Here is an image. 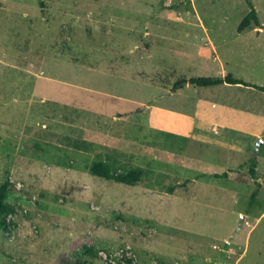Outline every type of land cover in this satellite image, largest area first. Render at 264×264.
I'll return each mask as SVG.
<instances>
[{
    "label": "rangeland",
    "instance_id": "1",
    "mask_svg": "<svg viewBox=\"0 0 264 264\" xmlns=\"http://www.w3.org/2000/svg\"><path fill=\"white\" fill-rule=\"evenodd\" d=\"M225 75L264 87V0H0V264H264V93L172 91Z\"/></svg>",
    "mask_w": 264,
    "mask_h": 264
},
{
    "label": "trees",
    "instance_id": "2",
    "mask_svg": "<svg viewBox=\"0 0 264 264\" xmlns=\"http://www.w3.org/2000/svg\"><path fill=\"white\" fill-rule=\"evenodd\" d=\"M42 6L43 4L40 3ZM248 5L251 7L249 13L240 22L237 32L241 33L245 29L249 28L251 24L258 26V17L255 10L252 8L251 3L248 1ZM191 84L199 88L216 87L220 85H242L244 87L252 88L261 93H264V87L257 85H252L245 83L241 80L234 79L230 75H225L223 77H201V78H190L189 80L180 79L178 80L172 88V91L180 89L183 84ZM255 165L256 160L252 161V166L249 168L250 175L255 178ZM86 169L88 173L94 177H98L107 181H113L117 184H122L126 186H133L139 183L142 179L143 172L140 170H130L127 173H113L110 168L102 161H92L86 164ZM215 178L226 177L227 173L221 175L214 174ZM9 184L4 183L0 185V230L6 227V217L11 213V208L7 202L9 196ZM75 264H86V263H75Z\"/></svg>",
    "mask_w": 264,
    "mask_h": 264
},
{
    "label": "crops",
    "instance_id": "3",
    "mask_svg": "<svg viewBox=\"0 0 264 264\" xmlns=\"http://www.w3.org/2000/svg\"><path fill=\"white\" fill-rule=\"evenodd\" d=\"M221 77H223V76H221ZM224 85H226V84H224ZM227 86H229V85H227ZM222 111L230 113L232 111V109H230L228 107H224V109ZM182 118L185 119V118H187V116L184 114V115H182ZM202 122L207 123V127H206L207 133H205L204 129L202 128V126H204L202 124ZM224 128H225V126L221 123L204 122L201 119V120L193 121L192 125L188 126L187 133H190L191 135H193V137L201 140L202 142L204 141V142H210V143H221L220 142V136H221L220 131L223 130ZM251 137H252L251 146L248 149H246V152L248 154H251V152L253 151V145H254L255 139L260 137V136L252 133ZM261 143L263 144V141Z\"/></svg>",
    "mask_w": 264,
    "mask_h": 264
},
{
    "label": "water",
    "instance_id": "4",
    "mask_svg": "<svg viewBox=\"0 0 264 264\" xmlns=\"http://www.w3.org/2000/svg\"><path fill=\"white\" fill-rule=\"evenodd\" d=\"M259 148H260V141H257L255 146H254L253 152H252L253 156H256Z\"/></svg>",
    "mask_w": 264,
    "mask_h": 264
}]
</instances>
